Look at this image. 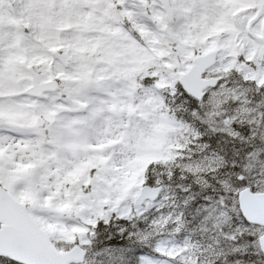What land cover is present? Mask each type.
I'll use <instances>...</instances> for the list:
<instances>
[{
	"label": "snow or ice",
	"instance_id": "1",
	"mask_svg": "<svg viewBox=\"0 0 264 264\" xmlns=\"http://www.w3.org/2000/svg\"><path fill=\"white\" fill-rule=\"evenodd\" d=\"M0 264H264V0H0Z\"/></svg>",
	"mask_w": 264,
	"mask_h": 264
}]
</instances>
